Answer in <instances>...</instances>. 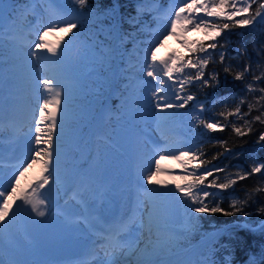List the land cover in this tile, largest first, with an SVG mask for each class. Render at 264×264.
<instances>
[{
    "label": "snow or ice",
    "instance_id": "6c2138e0",
    "mask_svg": "<svg viewBox=\"0 0 264 264\" xmlns=\"http://www.w3.org/2000/svg\"><path fill=\"white\" fill-rule=\"evenodd\" d=\"M88 2L89 0H75V3L81 9L86 8ZM150 2H154V0H141L137 13L139 14L141 9L147 11L144 6ZM55 3L56 0H25L24 5L18 7L16 11L21 17L29 12L34 15L42 4L55 6ZM253 5H255L254 11L250 13L249 9L253 8ZM3 7L4 0H0V18H2ZM200 12H203L204 15H199L198 13ZM64 15L67 16L66 19H50L47 24L42 26V31L39 28L37 29L38 39L33 42L30 50V58L34 62L40 60L41 54H47L48 59L52 61L61 56L67 42L64 44L58 42L53 46L46 41V37L56 30L61 31L65 36H69L73 34L74 29L80 26V21L76 16L68 12H64ZM237 16L240 18L235 19ZM224 19L231 21L232 24L216 22ZM182 21L183 24H181ZM131 22L134 25L139 23L135 17L132 18ZM254 24H264V0H179V6L174 5L169 10L168 25L165 26L164 31L158 34L157 39L144 52L143 75L152 78L158 85L151 93L155 101L154 114L158 119L162 120L170 113V110L183 109L190 101H194L195 93L188 92L190 87H195L197 84L200 88L218 87L220 85L219 73L213 71L206 74L205 71L209 62L213 60L210 49L215 50L218 47L223 49L231 41L224 37V43H219L216 38L220 37L225 30H229L230 27H245L253 26ZM202 25L206 32L214 30L209 36L212 42L208 44L199 42L198 49H190V53H199L195 61H193L192 55H189L186 60L183 58L177 60L174 56H169L166 60H161L157 57L156 49L163 44L167 36L176 34L178 26L184 27L185 30H190L188 26L201 28ZM63 39L61 37V40ZM95 46L100 49L105 59L113 57V50H105L100 44ZM236 56L237 58H248V62L237 70H234L231 63H225L226 54L223 51L219 53V62L224 65V73L232 75L234 80L245 81L247 76H251V80L245 83V95L240 96L236 100L234 107H226L216 117L210 119L202 118L205 105L203 103L198 104L199 113L191 116L190 123L194 127L202 126L205 131L193 137L191 143L184 145L185 150L168 149L166 147L157 149L159 159L155 160L154 170H147L144 180L149 185L155 184L160 187L155 189L145 188L140 194L142 199L138 200L136 210L142 215H146L149 223H151L154 216L159 217L161 221L167 220L168 203L166 198L176 195V192H173L168 187L167 181L153 180V177L162 171L160 159L165 158V152H169V158L180 161L181 165H186L193 160L200 161L199 164L194 165L191 169L185 168V171L190 174V178L186 183L183 185L175 184V189L180 194V197L185 201H191L190 210L192 213H223L229 216L234 213H242L247 217L252 213L245 211V207L253 200L255 195L264 193V179H262L250 191L246 192L244 199H232L229 206L232 210L226 211L221 207L220 201L214 198V193L206 190L209 187L227 190L235 186L239 181L246 180L256 174H264V162H259L254 158L250 169L239 168L235 172H228L226 167H208L211 165L212 160H216L222 155H240V153H233V148L229 146L227 140L208 139V133L223 132L228 127H231L232 132L237 137L242 138L254 131L253 125L257 122L264 125V44H261L256 49V61L252 60L247 47L244 45H241L236 50ZM158 67L159 73L162 75L158 74ZM188 69H194L195 71L188 74ZM163 77L173 81L175 91L172 92V96H174L176 101H181L180 103H169L171 97L163 94L164 88L162 86L166 83ZM177 77L181 78L177 79ZM39 83L47 95L39 105V120L36 121L34 141L37 147L34 153L9 177L10 183L7 188L10 190H0V235L9 226L16 215L17 209L20 207L27 206L37 218L42 219L48 215L50 200L41 190L45 189V186L50 185L53 181V159L54 156L58 158V153L54 152V133L57 128L62 127L58 118V110L63 104V86L54 75L41 79ZM256 93H259V95H256ZM249 96H252L251 100ZM221 102L227 103L226 98H221ZM243 105H247V112L242 111ZM254 111L258 114L252 116L251 114ZM249 116H251V119H248ZM230 117L235 119H229ZM45 120L49 121L46 132L40 127ZM42 137L46 138L42 139ZM256 143L264 147V131L259 133ZM206 144L219 146L223 151H218L212 156L211 160L204 159ZM43 145L47 146L44 147ZM40 162H42L40 177L34 184L27 186V188H31V192H29L27 188L21 187V178L28 172L29 168ZM220 173H224L223 178L218 175ZM2 180L3 176L0 174V181ZM77 197L80 199L77 200ZM209 197H213V199L208 200L207 198ZM73 199L77 203L86 204V201L83 200V192L74 193ZM18 201L20 202L19 204L17 203ZM257 212L264 214V205H261ZM86 213L87 209L85 208V214L81 215L75 223L83 224L86 227H94L93 221L89 219ZM136 222V212H134L133 215L127 218H121L118 222L99 229L97 233L98 239L94 243H98L100 248L105 250V259L100 260L98 264H120V257L124 256L130 247L128 237ZM0 264H18V262L6 261L0 255ZM199 264H216V262L211 256H207Z\"/></svg>",
    "mask_w": 264,
    "mask_h": 264
},
{
    "label": "rangeland",
    "instance_id": "374dc122",
    "mask_svg": "<svg viewBox=\"0 0 264 264\" xmlns=\"http://www.w3.org/2000/svg\"><path fill=\"white\" fill-rule=\"evenodd\" d=\"M160 1L162 2L160 3ZM152 3L157 7L156 12H158V14H161L164 18L167 17L168 20L169 10L174 5L179 6V0H154V2ZM60 5H63V8L71 10L72 15L79 11V5L75 3V0H56L55 6L49 5L50 17L54 16V10L58 11L62 9L60 8ZM38 10L42 11V8L39 7ZM198 14L204 15L203 12H200ZM59 16H62L63 19L67 18V16H65L64 14ZM7 20L8 13L2 12V18H0V36H5L3 34H6V32V36H9L8 29L4 30L5 33L2 34V30L6 27V25L8 24L7 27L11 25V21L8 22ZM168 20L161 21V27H158L156 33H154V41L157 39L158 34L164 31L165 26L168 25ZM100 23L102 22H99L98 25L96 24L95 28H91V30H88L84 27L81 29V31H74L73 34H70L69 36H65L64 33L59 30L53 31L46 37V41L53 46L58 42L61 44L67 42L61 56L58 59H60L62 56H66L68 51V53L70 54V56L68 57V67L56 66V68L63 69V71L57 69L60 77H63L62 80L65 81L67 78H69L67 75H73L74 78L78 77L80 79H83V81L79 84L75 83L74 80H70L73 81V83L70 82L66 85H63V95L67 96L68 103H70L76 111H74L73 114H69L71 115V118H68L65 122L61 119L68 113L63 115V117L60 119L62 127L56 129L54 133V141H57V143L62 147L61 151L63 152V154L70 155L65 162L78 164V166L73 169V173L71 175L72 177L70 179L76 180L79 177L80 167L89 169L91 165H93V174L97 176H99L100 174L101 167L104 168L105 173L102 176L97 177L98 179L95 178L92 183L88 182L90 186L86 182L82 181L80 186L83 187L79 188L78 192H83V196L87 195L91 199L87 202V204H83V207L88 208L87 211L98 210V212L102 215H110L112 208L115 206L113 205L110 198H112V195L117 196V193L113 189V187L114 185L119 184L118 174L124 173L125 180L124 186L121 187V201L123 202L121 206H127L128 194L130 189L134 191L135 195L142 199V196L140 194L144 191L145 188L155 189L160 187L155 184L149 185L147 184L146 180H144V176L147 175V170H154L155 160L159 159V155L158 153H156L155 155L151 156L150 160L145 161L144 155L152 150L154 145L151 144V141L160 140L163 138L165 142L164 144H171V141H165L166 137L164 136V134L167 135L169 132H173L172 135L176 137L177 141L173 145H171V147L173 146L175 148L172 147V149L178 150L182 142L191 143L190 137L193 136L192 133H195V127L190 123V118L192 116L191 113H187L185 111H181V113H178L177 110L179 111V109H172L164 119H158V117L154 114L155 111L152 110L154 109L155 101L151 95L154 88L158 85L157 82L155 80H152V78L150 77L139 79L140 82L133 79L132 84L128 87V94H133V90H137L140 92L139 96L141 99V103L138 110L134 111L132 106H126V109L123 113H116L115 111L112 112L108 110L106 101L110 97V93L113 92L111 88V82L113 80V77L115 79L118 76L116 72V61H119L123 57V59H125V62H127V65H129V60L131 59H129V56H127L126 53L125 55H122V53L117 52V49L115 48V44L113 42L108 43L104 39L106 37L103 36V34L107 33L106 29L109 27V25L107 23ZM181 24H183V21L181 22ZM188 27L190 28V30H185L184 27L178 26L175 35L167 36V39L164 40L163 44L156 49L157 57H159L161 60H166L169 56H174L175 59L179 60L182 58V54H184L185 52H189L190 49L196 46V42L198 40L209 38V36L214 31L209 30L206 32L203 25L201 26V28H194L190 26ZM61 37H63L64 39L61 40ZM10 40L11 42L9 53L4 55L2 54L3 52L0 53V83L2 82V85L0 84V111L9 113V109H11L10 105L13 103L18 104V109L14 112L15 116L10 118L11 120H13L11 124H14L15 126L12 129V140H9V143L11 145L10 152L19 149L21 145L17 144L18 141L29 142V150L24 148V146H21V149H25V152H28V155L30 156L34 153L37 147L34 142L35 127H26L25 123L21 126H18V119L20 118L24 120L27 119L28 121H35V119L39 118V105L42 103L43 98L47 95L42 85L40 87L39 81L43 78H46V76L50 77L53 75L48 74L49 72L46 75L39 74L41 66L43 64L40 62H34L30 58V50L32 45H26L24 41H20L19 38L16 37L11 38ZM96 44L102 45L105 50H113V57L105 59L100 49L95 46ZM73 48L76 49L73 50ZM144 59L145 57L143 54L139 57L140 61L138 63L130 62V64L136 66L138 69H142ZM49 61L55 64L54 61ZM58 65H60V63H58ZM157 72L158 74H161L159 73V67L157 68ZM140 75H143V72ZM163 78L166 81L165 85L162 86L164 88L163 93H165V96L171 97L169 99V103H178L179 101H176L174 96H172V92L175 91L173 81L169 80L167 77ZM179 78L181 77H177V79ZM30 83L34 84V86L37 84L38 86L36 85L35 87H38V89L31 90L29 88ZM117 91L116 94L119 93L118 89ZM38 97H40L41 99H39ZM122 99H124L126 104L128 99ZM98 107L103 109V111L101 110L102 113L96 114L95 110ZM64 111L65 109L61 111V114H63ZM100 115L104 116L107 120L102 117L100 119V125L98 128V119ZM61 116L62 115H60L58 118H60ZM86 119H92L93 121H88ZM85 121L88 123L87 128L90 129H86L85 131L87 132L85 133L79 132V128L86 125ZM116 121L119 122L118 126L115 124ZM48 123L49 121L45 120L43 124L48 126ZM121 123H124V125H121ZM64 128L70 129V131H67L66 133V131H63ZM97 129H99L101 133H104L105 131L107 134L111 135L112 138L109 137V140L111 142L117 144V141H120L125 150L130 154V156L137 160L141 159V162H137L135 167L131 166V169H129L127 163L122 160L120 161V163H118L117 165L114 164L113 166V161L115 160L116 162V157L114 159L111 158L110 149L108 152H106V150H108V144L104 142V139V141L101 140L102 138L98 134ZM0 130H3V126H0ZM91 131H94V135L92 136V138L94 140H97L96 142L98 149L97 147L91 149V147H89L88 145L90 136L89 133ZM161 131L163 132L160 134ZM71 141L72 143H69ZM68 144H77L80 150H76L73 148L74 150H71L69 152L68 149H64V146ZM102 145L105 146V150L101 148ZM43 146L46 147V145ZM159 147L161 148V145ZM8 151L9 150L4 151V153H7ZM164 155L165 158L160 159V166L162 171L157 176H154L153 180H164L172 184L174 179L172 175L175 173H172V171L175 169L176 174H178L179 172L177 171L181 170V163H176V161L171 158L170 161L166 160V158H169L170 156L169 152L164 153ZM28 157H25L22 163H24ZM124 158L126 159V161H128L127 156H124ZM171 163L173 164V169L171 171H168L170 168L168 164ZM57 165L58 162L53 160V167ZM36 167L39 171H41L42 164L36 165ZM114 167H118L119 169V171H114L113 173V176L116 177V180H114L111 176V169ZM188 169H191V167ZM131 175L135 176L131 178ZM36 180L38 179H32L30 182H28L27 186L30 184H34ZM129 180L135 181L132 182L134 186H131V188L129 187ZM138 180L145 182L146 186L142 184L138 186L136 184ZM75 184L76 182L64 185L61 182L56 181L55 183L49 185L47 189L45 188V190L46 193L57 198L58 196L63 194L64 190L70 191V189H72V185ZM27 186L24 188H27ZM91 188H95V192L89 193V190ZM27 190L31 192V188H27ZM50 191L52 192V194ZM172 191L176 192V195L166 198L168 203L167 220L161 221L157 216H154L152 219L157 221L160 225L166 227L165 232L162 233L163 236L168 233V243L162 248V254L159 253L152 256L150 262L153 263L158 262L159 264L161 261L166 260L167 254H165L164 251L170 253L173 250L170 244L173 241L172 238L177 234V231H181L182 228H186L188 230L194 228L193 223L182 220V211L180 210L179 205L180 194L176 189ZM107 196H110V198ZM63 197L64 198L62 200V204H64L69 211L77 212L82 209L81 204L77 203V201L73 199V193L71 191L67 192V194ZM51 203L52 200H50L49 208L51 206ZM128 206L129 207H127V209L125 210V215L127 216L129 214L128 210L131 209L132 205L129 204ZM131 215H133V213ZM105 217V219H107V216ZM143 217L148 219L146 215H142L140 212L136 211L137 222L128 237L130 246L134 245L141 237V233L139 232L140 227L138 226V224ZM78 226L81 225L75 224L71 227ZM146 235L149 236V234ZM146 242L147 241L145 240L143 243ZM53 246L56 251H59L61 248L67 247L71 251L77 250V245H71L70 242H67L63 245L56 244Z\"/></svg>",
    "mask_w": 264,
    "mask_h": 264
},
{
    "label": "trees",
    "instance_id": "16d2710c",
    "mask_svg": "<svg viewBox=\"0 0 264 264\" xmlns=\"http://www.w3.org/2000/svg\"><path fill=\"white\" fill-rule=\"evenodd\" d=\"M141 0H89L88 6H92L102 13L100 20L102 22L113 21L115 24L119 23L120 31L122 34L128 36V43L135 40L136 37H146L151 34V30L145 29L144 24L153 25L155 23L154 16L149 10V6L145 4V8L137 13V8L140 6ZM87 6V7H88ZM253 8L249 12H253ZM247 15V14H244ZM135 17L139 21L138 24H133L132 18ZM237 16L235 19H239ZM218 23L226 22L230 25L231 21L224 19L223 21H216ZM131 34V35H129ZM226 37L231 43L225 48H217L211 50L213 60L209 62L206 68V74L213 71L219 73L220 85L215 88H200L199 85L190 87L188 92L195 93V100L190 101L184 108L192 107L194 115L199 113L198 104L203 103L205 110L202 113V118L210 119L216 117L219 112L225 110L226 107H234L236 100L245 95V83L251 80V76H247L245 81H237L232 78V75L224 73L223 67L219 62V53L221 51L226 54L225 63H231L234 70L242 67L244 63L248 62L247 57L236 56V50L244 45L248 49V53L253 61H256V49L261 44H264V24H254L253 26L245 27H230L217 37L219 43H224ZM148 40H144L147 42ZM199 42L205 44L211 43L209 38L198 40L196 46L192 49H198ZM7 46V45H6ZM192 55L193 61L199 53L185 52L183 59H187ZM194 69H189L188 74L194 72ZM259 95V93H256ZM221 98H226L227 103H222ZM236 98V99H233ZM252 99V96H249ZM242 111L247 112V105L242 106ZM253 112L251 115H257ZM229 119H235L230 117ZM251 119V116L248 117ZM254 131L244 137H237L228 127L223 132L208 133L207 138L211 140H227L229 146L233 148V153H240L239 156L235 154H225L216 160H212L211 165L217 167H226L228 172H235L239 168L250 169L253 158L259 162H264V147L256 143L259 133L264 131V125L257 122L253 125ZM201 127H197V134L204 132ZM204 159L211 160L218 151H223L219 146L206 144ZM199 160L190 162L193 167L199 164ZM223 178L224 173L218 174ZM190 174H185L182 178L175 177L177 182L188 181ZM211 179V177H209ZM262 179L264 174H256L246 180L239 181L235 186L227 189L220 190L216 188H207L211 193H214V198L221 203L226 211H231L229 207L232 199H244L246 192L250 191ZM212 200L213 197L207 198ZM181 208L187 211L183 215L185 219L190 220L194 224L196 231L187 234L188 242L196 240L205 232L214 230H222L209 249L207 256H211L216 264H264V214L257 212V209L264 205V193L254 196L253 200L245 207V211L252 213L250 216H244L242 213H234L233 215H224L223 213H192L190 210L191 201L180 199ZM184 236L178 237L176 243H185ZM205 256V258L207 257ZM204 258V259H205Z\"/></svg>",
    "mask_w": 264,
    "mask_h": 264
},
{
    "label": "bare ground",
    "instance_id": "6f19581e",
    "mask_svg": "<svg viewBox=\"0 0 264 264\" xmlns=\"http://www.w3.org/2000/svg\"><path fill=\"white\" fill-rule=\"evenodd\" d=\"M43 66L44 67L41 68V71L39 74L46 75L47 72H49L51 74L52 73L58 74V72H57L58 70L55 68V66L53 64L45 63ZM47 77L48 76H46V78ZM35 86L32 83L29 84V88L31 90L38 89V87H35ZM40 87H41V85H40ZM38 98L41 99L40 97H38ZM70 105L71 104L68 103L67 96L63 95V104H62L61 108L58 110V117L60 115H62L59 119H61L63 117V115H65L67 113L68 114L74 113V107L72 105L71 106ZM10 108L12 110L9 109L10 110L9 113L0 111V118H1L0 123L3 125H8L9 130H10V127H12L9 124L10 118L15 116L14 112L18 109V104L13 103L10 105ZM64 109H65V111L63 112V114H61L62 113L61 111ZM70 116L71 115H66L65 117H70ZM37 119L39 120V118H37ZM37 119H35V121H30L29 124L33 127H36V121H38ZM18 121H20V123H21V122H24L25 120L19 118ZM43 123L40 125V127L42 129H44V131L46 132L47 131V127H46L47 125H45ZM63 131H69V129L64 128ZM162 132L163 131H161L160 134ZM0 136L4 137L5 132H0ZM164 136L166 137L165 141H172L171 144L167 146L168 149H171L170 146L175 143V137L172 135L171 132H169L167 135L164 134ZM43 138H46V137H42V139ZM54 142H55L54 152L58 153V158L56 156H54L53 160L58 162V165L53 167V173H52L53 181L50 183V185L52 183H55V181H61L62 184H65V185L69 184V183H73V182H79L78 187H80V184L82 183V181L93 180L90 176L85 177L84 174H82V172L84 170H86V169L81 170L82 167H80L81 173L79 172V177L76 180L70 179V175L73 173V169L76 166H78V164L65 162V161H67V159L70 155L69 154H63V152L60 150L62 147L57 143V141H54ZM91 144L94 147L96 146V144L92 141H91ZM20 145L24 146V148L29 150V147H28L29 142H24V143H21ZM4 147L5 146H2V149ZM0 148H1V146H0ZM73 148H74V145H70V144L64 146V149H68L69 152L71 150L77 149V148H74V149ZM6 149H10V148L7 147ZM110 149L112 150V152L114 154H116V155L120 154V151L118 149H116L112 146H110ZM20 150H22V152L26 151L25 149H20ZM22 152H18V153L13 152L14 157H16V156L18 157V155H21V154L23 156H26ZM152 153H154V151ZM150 155H151V153L148 152L146 154V159H150ZM166 160L170 161V158L167 157ZM176 162H178V161H176ZM41 164H42V162H40L36 165H41ZM36 165L33 166L32 168H29L28 172L25 173L24 177L21 178L20 183H21L22 188L26 187L28 182H30L32 179H39L41 171H39L37 169ZM168 166L172 167L173 164L172 163L168 164ZM91 167H93V165H91ZM166 169H167V167H166ZM1 173L3 176V180L0 181V190H10L7 188V185L10 183L9 177H11L14 173L9 172L8 170L5 173L3 171ZM101 174L103 175V172ZM96 178H97V176H96ZM142 183L146 184L143 181L141 182V184ZM47 187H49V185L45 186L46 189H47ZM118 187H120V186H118ZM113 189L118 193V202L115 203V206H117V207L114 208L113 210H111L112 215L108 216V219H104L101 214L97 215L96 217H94L92 214H87L89 216V219L91 221H93L95 226L97 225L98 222L103 224V226L110 225V224L118 222L121 218H123V217H121V206H120L121 201H119L120 200V198H119L120 189L115 188V187ZM41 191H43L45 193V189H42ZM74 193H76V192H74ZM51 194H52V192H51ZM47 197L49 200L52 199L51 206H50V208H48V215L49 216L47 215L46 217H44L42 219L37 218V217H35V214L30 212V210L28 209L27 206L20 207L17 209L16 215L13 218V220L10 222L9 226L3 231V234L0 235V239H4L3 244L0 241V247H3L4 249L8 250V257L10 258V260L18 262V264H23V261L26 259L30 260L26 264H56V263H53L54 259H56V260L59 259V256L57 253L55 255L54 254H47L44 251L41 243L34 236H32L29 233L26 223L31 218L38 220L39 222L42 223L43 228H44L45 233H46V236H47V239H48L49 245H56V244L63 245L67 242H70L71 245H77V251L76 252H73L74 250L71 251L67 247V254H66L67 257H69L71 255H78L81 253L86 254L87 257H86L85 261L82 263H76V264H98V262L100 260L105 259L104 250L100 248L98 243H94V241H96L98 239V237L94 236L90 232L91 227H86L83 224H79L81 226H78V227H71L72 225H75L74 224L75 222H71L70 220H68V216L72 215L73 213L68 212L67 218H64L65 216H63L61 213H58L56 211L54 213L51 212V207L53 206V204L56 201L61 200L63 195L58 196L57 198H52L51 196H47ZM83 199H85V198H83ZM139 199H141V198L133 197V203L135 204L134 212L137 210V203H138ZM130 201H131V198H130ZM17 203L19 204L20 202L18 201ZM134 204H133V206H134ZM14 207H16V206L14 205ZM56 207H57V205H56ZM85 208L81 209V211L79 212L81 215L85 214ZM94 211H96V210H93L92 212H94ZM141 221H143V223H141ZM141 221L138 224V226L140 227L139 232L141 233V237L134 245L129 247L127 253L124 256L120 257V264H151L150 263L151 257L154 256V254L162 253V248L164 246H166V244L168 243V239L166 237L160 235V234L165 232V228L162 227L157 221L152 220L151 223H149V220L147 218H144V217L142 218ZM146 234H149V236H147ZM145 240L147 242L143 243ZM167 264H169V263H167Z\"/></svg>",
    "mask_w": 264,
    "mask_h": 264
},
{
    "label": "water",
    "instance_id": "95a60500",
    "mask_svg": "<svg viewBox=\"0 0 264 264\" xmlns=\"http://www.w3.org/2000/svg\"><path fill=\"white\" fill-rule=\"evenodd\" d=\"M12 3H13V0H4V7H3V11L4 12H7L11 9V6H12ZM29 230L32 234L36 235L39 239L42 240L43 244L46 246V238H45V235L43 233V231L41 230V227L38 223L34 222V221H31L29 222ZM46 249L48 251H51V249H49L47 246H46ZM66 253V250L63 249L61 252H60V256H63L64 254Z\"/></svg>",
    "mask_w": 264,
    "mask_h": 264
}]
</instances>
